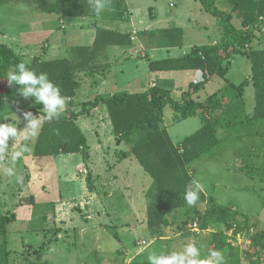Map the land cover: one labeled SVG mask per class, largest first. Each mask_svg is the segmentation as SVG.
Segmentation results:
<instances>
[{"label":"crops","instance_id":"0c3cea01","mask_svg":"<svg viewBox=\"0 0 264 264\" xmlns=\"http://www.w3.org/2000/svg\"><path fill=\"white\" fill-rule=\"evenodd\" d=\"M60 2L61 0H0V42L13 48L14 46L18 47V50L14 49L29 59L35 57L46 60L68 58L73 66L77 67V75L81 82L74 97L75 101H78L76 96L81 88L87 89L91 87L93 89L88 99H82L78 103L92 101L97 96H107L121 90L143 91L156 84L170 87L180 96L181 92L187 89L191 82L203 79L202 71L194 68L153 71L149 66L150 60L180 58L188 55L196 47H203L204 45L220 41L217 30L222 27L218 25L217 18L211 9L205 7L203 0H105L106 7L99 16L84 14L75 17H65L61 12L56 11L54 7L59 5ZM215 3L216 7L224 11L227 10L226 12L233 11V4L229 0H216ZM179 4L182 5V8L175 9ZM114 6L117 8L120 6L122 9L118 10L117 13H124V16H116ZM187 8L190 9L189 13L183 15ZM233 14L235 15V13ZM103 15H106V17ZM236 25L238 24L236 23ZM80 62H82V67L79 65ZM251 75L252 73H249L241 82L250 78ZM229 82L232 81L229 80ZM17 86L18 88L20 87L19 85ZM20 99L21 95L18 94L17 103L11 110L10 117L12 120L8 124L23 130L26 126V121L23 117L25 109L21 108ZM246 106L248 112H252L255 104L252 107H248V104ZM82 107V104L78 105V109ZM249 108L252 109L249 110ZM29 111L34 116H39V127L34 134L28 133L27 130L21 131L14 142L9 141L7 152L0 154V178L3 179L2 176H4L3 182L11 184L15 192L18 191V193L13 192L12 194V197L18 199V203H15L17 206L14 210L16 219L8 226V233L11 234V238L13 236L12 233L21 232L25 228L24 223L26 220L32 217V212L28 206L31 204H20L19 200L28 196L36 198L42 193L49 195H46L48 198L43 201L44 204L48 205V208L45 207L47 211L44 217L45 219H51L54 223V225L50 224L51 227H48V229H54L53 226H56L53 238H50L51 240L49 241L54 239L55 234L59 238L64 233L63 228L59 224L60 221L65 222V225L68 223L80 225L78 218L93 220L94 216L98 214V219L102 221L100 222L102 224L104 212L109 216H112L113 212H115L109 205L104 203L103 197H101L103 192L105 193V188H102V185L110 188L112 192L120 189V182L124 179L128 191L134 190L136 187L130 177L133 172L129 170V163L133 160L132 156L135 157V155L129 154L126 156L123 155L125 151L117 152V156L114 158H117L118 162L123 159H132L129 160L123 170L114 175V168L117 165L116 160L111 162L107 159L105 147L107 146V150L110 149L108 144L112 140L103 136L105 135L103 134L105 129L102 131V128L106 125L108 127L109 124L112 132L111 137H113L114 142L116 136L112 130L106 104L100 102L97 106L90 107L88 114L80 115L77 118V123L85 134L87 135V131L95 132L98 137L96 144L102 145L100 152L102 151L105 155L108 167L103 168L101 165V170L98 171L91 163V160L95 163V158L88 136L91 156L88 167L81 152L35 155L34 146L45 117L41 113H34L31 108H29ZM96 127L99 132L93 131ZM124 141L126 139L120 144L116 141V144L121 145ZM21 148H26L27 150L15 164V175L9 177L6 174V169L13 167L11 154ZM77 156H79V159ZM57 157L62 159L65 177L72 181H77L81 185L82 189L78 193L80 197L83 196L81 199H78V194L74 195L71 201L62 198L57 186L58 183L55 184L61 174L58 171H49L50 169L48 168L50 158L55 159ZM109 158H111V155H109ZM51 166L53 165L50 164L49 167L51 168ZM56 166L54 168L57 170ZM83 167H87L88 172L92 173L93 176L94 186L91 189L94 191L96 198L93 199L92 196L91 200L87 199L90 195V186L87 185L88 182H85L87 178H84L86 176L80 171ZM107 171H110V178L105 179L102 176V172ZM40 177H42V180H39ZM148 180L147 183L137 185L139 189L136 192L135 199L128 201L124 196L129 205L126 207V212L122 211L118 215L120 216L119 222L115 221L122 225L121 228L129 221H131L130 225L147 223L148 206L155 198V191H153L154 182L152 183L150 179ZM15 182H18L19 185L17 186ZM50 185L53 188L51 191L48 188ZM106 193L108 194V191ZM82 202L85 204H82ZM0 203H3L1 196ZM74 210L80 213L77 217L73 212ZM93 212L96 214L94 215ZM128 216L131 218H128ZM112 222L114 221H107L105 227L107 229L110 227L115 229L114 234H119L118 239L110 233L116 240H121L122 234L114 228L115 225H111ZM96 225L98 226L97 222L94 223V226ZM68 228L70 227L65 228L66 231ZM82 229L85 230L83 227ZM144 240L146 243L148 242L146 239ZM8 241V246L13 245V240L10 241V238H8ZM46 245L44 242L39 245V247L43 246L42 257L48 256L51 250V244ZM22 246L25 251L19 252V255L26 256V251L29 252V255L34 252L32 250L33 246H29L25 242L22 243ZM39 247L36 248L38 249ZM126 247L128 246L125 244L124 250L118 247L108 251V253H111L109 257L114 254L118 255L122 257L121 260L125 264L128 251L133 250L131 247L126 250ZM10 249L11 259H13V256L16 255L14 252L18 251L13 248ZM107 263L105 261L103 264ZM9 264H14V261L10 260Z\"/></svg>","mask_w":264,"mask_h":264},{"label":"trees","instance_id":"16d2710c","mask_svg":"<svg viewBox=\"0 0 264 264\" xmlns=\"http://www.w3.org/2000/svg\"><path fill=\"white\" fill-rule=\"evenodd\" d=\"M215 1L203 0V3L207 9H211L223 28L224 37L221 41L196 47L188 55L180 58L149 62L153 71L194 68L203 72V79L191 82L180 96L174 89L156 84L143 91L121 90L107 96H97L92 101L78 103L74 97L81 82L77 75V67L73 66L68 58L29 59L13 47L0 42V74L14 71L16 65L22 61L27 62L37 73H47L49 79L60 86L61 94L67 97L62 114L58 119L54 118L51 121L47 120L43 111H40L43 105L35 104V98L31 97V110L45 117L35 144V155L81 152L84 160L88 161L90 145L87 135L77 123V118L88 114L90 107H95L100 102L106 104L118 144L124 139L131 143L134 140L129 137L133 134L138 135V142L135 140L123 155H135L145 172L152 177L156 187L155 198L148 206L147 224L151 231L165 222L166 212L189 207L184 194L187 186L196 180L190 171V164L220 144L222 139L219 138L218 131L222 127L229 129V133L235 131L233 134H236L264 120V47L252 46L257 32L261 30L262 23L259 17L264 15V0H229L233 4L232 12L220 10L216 7ZM54 8L65 17L84 14L95 16L88 10V0H61ZM233 13L241 20L239 26L233 20ZM120 15L124 16V13ZM236 54H245L252 61L250 79L239 84L229 82L226 77L231 59ZM79 65L82 67V62ZM218 77H226L224 87L205 98H200L199 92ZM251 83L254 86L255 106L252 112H248L244 93L246 86ZM17 88L18 86H10L7 79L0 76V124H8L12 120L11 110L18 100ZM226 88L232 92L228 102L221 98V91ZM79 104L83 105L81 109H78ZM167 106L176 112L174 120L199 115L202 120L201 126L194 133L184 137L180 143H175L168 129L162 125ZM257 153L264 159V148L259 146ZM120 156L122 157L121 154ZM259 166L260 170L264 171V162ZM86 178L88 185L93 188L92 173L88 172ZM262 178L264 180L263 175ZM34 201L33 196H28L22 197L19 203L28 204ZM208 201L212 203L209 208L197 211L201 229H207L221 221L226 222L233 213L231 207L219 204L213 196L207 195L203 190L199 194L197 204ZM15 219L16 214L13 210L0 215V264L10 263L8 226ZM241 230L236 228L233 235L223 230L213 232L210 251L221 254L220 264H242L241 248L231 240V237L236 236ZM263 235L264 230H257L251 237L250 246L254 251L249 252V256L254 264H259L257 259ZM115 236L119 238L118 233H115ZM42 249L43 246H40L35 250L37 256L42 257ZM31 263L37 264V261H30L28 264ZM209 264H215L213 257L209 259Z\"/></svg>","mask_w":264,"mask_h":264},{"label":"rangeland","instance_id":"374dc122","mask_svg":"<svg viewBox=\"0 0 264 264\" xmlns=\"http://www.w3.org/2000/svg\"><path fill=\"white\" fill-rule=\"evenodd\" d=\"M167 4L169 5V3ZM180 8H182L181 4L175 9L178 10ZM120 9H122L120 6L119 8L114 6L116 16L120 15L117 13ZM189 10L190 9L187 8L183 15L188 14ZM220 10L222 9L220 8ZM103 16L106 17V15ZM234 21L238 26L241 23L240 18L236 14L234 15ZM218 25L222 27L219 22ZM217 32L220 38L219 40L221 41L224 37L223 28L218 29ZM252 46L255 48H261L264 46V25H261V30L257 32ZM14 48L18 50V47L14 46ZM38 49L40 48L38 47ZM249 73H252V61L250 58L243 54H236L234 59H232L231 68L226 74V77L232 82L239 83ZM226 77H218L211 80L199 92V97L205 98L214 91L221 90L226 83ZM82 89L83 88L79 90V94L76 96V100H78L77 102L82 99H88L89 94L93 91L91 87ZM221 93L223 101H230L232 97L230 89H223ZM254 96V86L251 83L246 86L244 93V99L246 105L248 104V107L254 106ZM20 101L21 108L25 109V112L29 111V108H32L31 97L25 99L21 96ZM251 109L252 108H249V110ZM175 114L176 112L171 107L167 106L164 111L162 125L168 129L173 141L175 143H180L184 137L194 133L201 126L202 120L199 115L182 120H174ZM258 122L262 123L247 127L245 130H240L236 134H233L235 131L229 133V129L222 127L218 131V136L222 139L220 144L209 153L190 164L191 173L202 185L205 193L213 196L219 204L228 205L232 208L233 213L228 221H221L220 223L212 224L207 229H201L199 226L200 223L197 220V211L198 209L201 211L209 208L212 203L208 201L196 204L192 207H185L175 209L172 212H166L165 222L154 231H151L146 222L130 225L131 221H129L121 228L122 225L118 223L120 219V216L118 215L122 211L126 212V207L129 205L128 201L135 199L136 192L139 189L137 188V185L147 183L149 181L148 179L153 183V179L143 170V166L136 157L132 156L133 160H131L130 163L129 160L132 158L126 160L123 159L121 162H118L117 158H114L117 156V152L128 151L133 143H135V140L138 142V135L133 134L129 137L134 140L131 143L124 141L121 145H117L116 139L114 142L113 137H111V127L108 124V127L106 125L102 128V131L105 129L103 133L105 135L103 136L106 139L108 138L109 140H112L110 144H108L110 149L107 150V146L105 147V153L107 159L111 162L116 160L115 162L117 165L114 168L113 175L120 170H123L127 163H129V170L133 172L130 177L133 180V183L136 184L134 190L132 189L131 191H128L124 179L120 182V189H116L112 192L110 188H106L102 185V188H105L106 190L104 189L105 193L103 192L101 197H103L104 203L109 205L111 209L115 211L113 212V215L109 216L104 212V215L102 216V224L100 223L102 221L98 219V214L94 212V215H96L93 220L78 218L80 225L75 223L73 225L70 223L65 225V222L60 221L59 224L63 228L64 233L59 238H57V235L55 234L52 241L49 240H51L50 238H53L56 226H53L54 229H48V227H51L50 224L54 225V223L51 219H45L44 215L47 211L48 205L43 203L44 199L48 198L47 196L49 195L42 193L38 197L36 196V198H34L36 202L28 203L31 204L28 206L32 212V217L24 223L25 228L17 234L12 233V238L10 233L7 235V243L9 242L8 238H10V241L13 240V245L11 244L8 248H13L18 251L14 252L16 255L13 256V259L10 257V260L14 261V264H28L30 261L34 260L37 261V264H103L105 261L108 262L107 264H123V260H121L122 257L115 254L109 257L111 253H108V251L118 247L119 249L124 250L126 244V246H128L126 247V250H129V247L133 248V250L128 251V257L125 260V264H148L147 257L151 253L157 255H167L171 252L181 253L188 244H193L199 249L197 260L201 262V264H209V259L212 257L210 241L213 232L223 230L233 235V231L236 228H241L242 230L238 232L236 236H232L231 240L235 245H238L241 248L242 264H254L251 262L249 256V252L254 251L250 246L252 241L251 237L257 230H264V180L262 178V175L264 177V171H261L259 166L264 162V159L262 155L259 157L257 153L259 146L264 148V134H261L264 132V120ZM95 130L96 132H99L97 127L93 131ZM87 136L91 148H93L92 152L96 164L93 163L92 160L91 163L95 166L94 168L98 171L101 170V165L103 168L108 167V163L105 161V155L102 151L100 152L102 145L99 143L96 144V141L98 140L96 133L87 131ZM94 152L96 153L94 154ZM109 155H111V158H109ZM77 157L79 159V156ZM84 162L87 166L90 162V158L88 161L84 160ZM50 164L53 165L51 168L49 167ZM49 166V171H58L61 174L58 176L55 184L58 183L57 186L61 192L62 198L64 200H73V196L78 194L82 189L81 185L78 184L79 182L72 181L65 177V174H63L61 158H50ZM55 166L57 170L54 168ZM109 172L110 171L102 172L103 178H110ZM251 174L255 176H252ZM2 177L4 179V176ZM3 179L0 178V196L3 200V203H0V215L6 214L8 211H14L17 206L15 203H18V199L12 197L13 192H15L13 186L4 183ZM39 180H42V177H40ZM87 181L85 182L87 183ZM15 184H17V186L19 185L18 182H15ZM48 188L50 191L53 190L51 185ZM106 191H108V194ZM153 191H156L155 185ZM89 192L90 195L87 199L91 200L92 196L93 199L96 198L91 187L89 188ZM15 193H18V191ZM77 197L78 199H81L83 196L80 197L78 194ZM82 204L85 203L82 202ZM73 212L76 217L80 214L76 210ZM128 218L131 217L128 216ZM196 220L198 222H196ZM107 221H114L111 225H115L114 228H116L118 232H121L122 239H119L120 241L113 237V235H115V229H112L111 227L107 229V227H105ZM95 222L98 223V226H94ZM66 227H70L67 229L68 232L65 229ZM82 227L85 230H83ZM100 237L101 239H99ZM158 237H160V239H158ZM144 239L149 243H146ZM24 242L29 246H33L32 250L34 252H32V254L30 253L29 255V252L26 251V256L19 255V252L25 251L22 246V243ZM42 242H44L45 245L51 244L49 255L46 256L48 257L47 259L45 256L40 257L35 253V250L37 249L36 247H39ZM257 260L259 264H264V235Z\"/></svg>","mask_w":264,"mask_h":264},{"label":"clouds","instance_id":"9594fccd","mask_svg":"<svg viewBox=\"0 0 264 264\" xmlns=\"http://www.w3.org/2000/svg\"><path fill=\"white\" fill-rule=\"evenodd\" d=\"M106 7L105 0H88V10L99 16ZM7 79L10 86L17 88V92L23 98L28 99L34 97L35 104L43 105L40 111L46 114L47 120L51 121L54 118H59L62 114L67 97L61 94L60 86L49 79L45 72L37 73L30 68L27 62H20L16 65L14 71H8L6 74H0ZM26 126L20 130L17 126L12 124H0V154L6 153L9 147V141L14 142L21 131L27 130L28 133L34 134L35 130L40 125L39 116H34L32 112L27 111L23 113ZM26 148H21L11 154V162L13 167L6 169V174L9 177L15 175V164L23 156ZM203 191L202 185L193 180L186 188L184 199L189 207L195 206L199 200V194ZM212 257L215 264H220L222 256L219 252H213ZM199 256V249L193 245L188 244L183 252L170 254L151 253L147 257L148 264H201L197 260Z\"/></svg>","mask_w":264,"mask_h":264},{"label":"built area","instance_id":"2783aa9c","mask_svg":"<svg viewBox=\"0 0 264 264\" xmlns=\"http://www.w3.org/2000/svg\"><path fill=\"white\" fill-rule=\"evenodd\" d=\"M259 20H260V22L262 23V25H264V15H260ZM80 171H81L85 176H87V175H86V174H88V170H87V168H82ZM144 242H145V241H144Z\"/></svg>","mask_w":264,"mask_h":264}]
</instances>
